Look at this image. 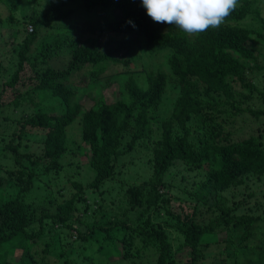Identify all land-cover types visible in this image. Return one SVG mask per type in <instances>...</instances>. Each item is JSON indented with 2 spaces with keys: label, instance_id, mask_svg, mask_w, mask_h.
<instances>
[{
  "label": "trees",
  "instance_id": "16d2710c",
  "mask_svg": "<svg viewBox=\"0 0 264 264\" xmlns=\"http://www.w3.org/2000/svg\"><path fill=\"white\" fill-rule=\"evenodd\" d=\"M43 1L30 0L31 12L21 19L9 17L12 36L22 34L23 40L4 87H15L27 66L37 81L29 90L38 102L30 99L36 110L11 120L3 114L7 105L0 92V161H7L0 162V188L16 190L10 197L0 193V264H97L93 253L111 262L150 251L154 264H261L264 202L254 192L232 202L227 195L247 178L264 179V89L252 76L258 69L264 77L254 51L255 43L264 47L256 0H46L38 11ZM77 5L106 18L90 25L89 33L117 39L102 49L98 36H73L74 29L63 28L38 45L31 59L41 30L51 34ZM251 19L258 28L241 25ZM142 47L150 56L167 52V71L145 72V87L133 74L122 78L118 98L107 102L103 91L114 79L102 78L105 71L111 64L128 66L122 55ZM65 51L66 66H49ZM83 69L90 78L83 88L65 83ZM169 90L176 97L168 103ZM87 94L89 106L80 103ZM12 103L16 109L20 102ZM238 119L252 125L245 135ZM76 121L85 146L68 151V129ZM8 122L20 132L3 134ZM28 127L43 132L40 154L22 143ZM138 149L147 156L148 178L117 182L119 159ZM79 156H86L93 179L63 182L71 159ZM199 170L204 178L196 190L174 191L180 185L170 179L172 172L178 177ZM108 184L119 185L120 204L106 201L111 191L101 188ZM198 189L207 195L200 198ZM174 238L177 249L187 252L183 263L175 258ZM94 243L97 248L87 254Z\"/></svg>",
  "mask_w": 264,
  "mask_h": 264
},
{
  "label": "rangeland",
  "instance_id": "374dc122",
  "mask_svg": "<svg viewBox=\"0 0 264 264\" xmlns=\"http://www.w3.org/2000/svg\"><path fill=\"white\" fill-rule=\"evenodd\" d=\"M46 1V0H44ZM43 3L37 7V10H43L47 4ZM226 1V0H224ZM233 2H237L238 0H232ZM256 7L260 11V17L264 19V0H256ZM31 4L30 0H1L0 2V92H3V102L5 103V106L7 107L4 109V115H8L11 117V120L19 119L21 117V111L24 113V115L32 114L36 108L35 105L32 103V100L35 99V102H38V97L33 95L31 93L30 88H32L37 81L34 79V75L32 74L29 67H25V69L20 73L19 75V81L16 84L15 87L9 88L4 87V82H6L9 78L8 76L11 74L13 69H11L12 66L15 65L16 59H15V49L17 48V44L21 43L23 40V35L20 34L18 37V40H16L15 37L12 36L14 33V29L9 27V17L10 14L13 13L14 17L17 19H21V14L23 12L30 13L31 11ZM30 5V6H29ZM72 6L64 7V8H71ZM63 8V9H64ZM12 11V12H11ZM106 18L104 16H101L98 13L94 14H88L84 9L82 5L74 6L73 8V14L65 20V21H59L56 25L55 31H53L51 34H49L48 29H42L39 35L38 40L31 45V54L33 55L31 59L35 57V54L37 52L36 48L38 45H41L45 40L48 41L49 37H54L56 32H63V28H72L74 29V32L72 33L73 36H76L77 34L82 35L84 38H91L93 36H98L99 41L102 44V49H104V45L109 42H114L117 38L114 37L112 34L97 32L95 35H92L90 32V25L94 24L95 26L98 24L97 22L103 21ZM178 21H181V19H178ZM242 26H247L250 28H258L259 24L255 20H246L241 23ZM27 33V32H26ZM24 36H26L24 34ZM255 54L258 56V63L260 67H264V57L260 56V54L264 55V47L260 46L258 43H255L254 45ZM124 54V53H122ZM69 55L67 52H61L59 55H57L56 58H53L49 61V66L51 65L52 68H62L67 65L69 61ZM166 57L167 52H164L163 54L156 55V56H150L146 51L145 48L142 47L141 49L134 50L132 52H128L126 55H122V58H124L126 61L129 62L128 66H123L121 64L119 65H110L107 70L105 71L102 78L111 77L113 80V83H111L104 91L103 95L105 96V99L107 102H113L118 98V89L119 84H121V79L124 77H127L130 74L135 75V78H137L138 83L141 85V87H145V72L147 71H156L161 70L166 72ZM89 76V69H83V71H80L76 73L75 75L69 77L65 83L74 86L75 88H83L85 83H88L90 81ZM253 76V82L257 84L261 89H264V77L262 75V70H254L252 73ZM118 79V80H117ZM3 84V87L1 86ZM235 89L237 91H242L240 88V85H236ZM30 92L28 95L26 92ZM27 92V93H28ZM23 96L20 98V96ZM95 95L91 96L94 97ZM176 97V91L169 90L166 98V102H170L174 100ZM239 97V96H238ZM240 98V97H239ZM17 99V102L19 103L18 107L16 109H13L11 105H13V100ZM22 99L21 101H19ZM93 101L89 97V95H85L83 99L81 100V104L83 105H90ZM168 103H165L163 106V110H165L166 113L161 114L162 116H165L167 114V107L169 106ZM47 104V103H46ZM228 105V104H227ZM235 105V104H234ZM227 111V114L231 113L230 106H226L225 109ZM241 122V123H240ZM236 126L243 127L242 128V134L245 135L246 132L251 130L250 128L252 125L245 119H238L236 121ZM80 124L78 121H76L70 128L68 129V139H67V148L68 151L76 150L78 146H85L81 141V135H80ZM5 133H12V131L16 132L18 134L20 132V127L17 125H13L11 122H8L6 125L3 126ZM5 140H9V136H4ZM44 139L43 132L30 129L29 127L25 130V135L22 139L23 145L28 146L27 151L31 153L40 154L42 140ZM3 146V145H2ZM1 147V146H0ZM151 150V147L148 148V151ZM3 161V160H2ZM0 161L2 165H4L7 161ZM72 161V162H71ZM71 161L68 160V162H71L70 165L66 170V178L63 182L66 183V179H72L74 181H80L83 184H86L87 182L91 181L93 179V172L92 170L87 166V158L86 156L75 158L74 160L71 159ZM119 170H122L120 172V175L117 177V182H121L122 177H126V181H132L128 182L129 184L135 183L139 184L143 182L142 180H146L149 176V169L147 164V156L145 152L142 149H138L135 152L130 153L129 155L125 157H121L118 161ZM5 166V165H4ZM78 166V167H77ZM174 172L171 173L170 179H173L176 181V184H179L180 186H175L174 191H178L177 187H179L181 191H193L195 189V183H198L203 180L204 178V172L203 171H183L182 175L178 177H174ZM123 175V176H122ZM182 176L184 180L182 181ZM126 183V182H123ZM121 185V184H120ZM119 185L110 186L109 184L107 186H104L101 188V190H110L111 195H106L107 198L106 201L109 200H116L118 197H120V187ZM188 190V191H187ZM264 179L261 181H258L256 177L247 178L244 181L243 186H237V187H231L227 195L230 196V201H238L241 200L246 193L248 192H254L258 194V198L264 202V198H261V195L264 193ZM198 192L200 193V198L205 197L207 195L206 189H198ZM0 193L4 194L5 197L15 196L16 190L15 188H9L4 189L0 188ZM39 193H34L33 195H37ZM90 196V194H88ZM253 202V201H252ZM119 203V199L118 202ZM175 205L177 203H173V209L175 208ZM248 210L247 208H244L243 211ZM205 211L202 210V213ZM210 218V215L203 214L202 219L205 221H208ZM97 237H100L99 235ZM218 238L221 240L224 238V234H218ZM47 240V239H45ZM206 241L208 239H205ZM178 239L174 238L173 247L175 250V258L179 263H183L185 260H187L186 255L187 252L184 250H178L177 244ZM205 241V242H206ZM94 246L87 252V254H91V252L95 251L97 248V244L94 243ZM214 248V247H213ZM214 250V249H213ZM148 254L143 257L140 256H134L129 259H126L124 261H117L114 258H111V262H108L107 259L102 257L98 253H93V257L96 259L97 264H154L155 257H153V252L150 251ZM211 254H213L211 252ZM186 258V259H185ZM241 264H248L246 261L242 262ZM261 264H264V261L261 262Z\"/></svg>",
  "mask_w": 264,
  "mask_h": 264
},
{
  "label": "built area",
  "instance_id": "2783aa9c",
  "mask_svg": "<svg viewBox=\"0 0 264 264\" xmlns=\"http://www.w3.org/2000/svg\"><path fill=\"white\" fill-rule=\"evenodd\" d=\"M28 31H30V32H31V31H32V29H31V28H28Z\"/></svg>",
  "mask_w": 264,
  "mask_h": 264
}]
</instances>
